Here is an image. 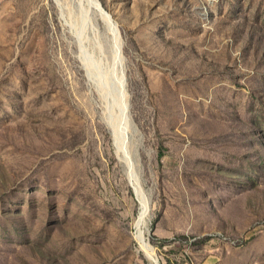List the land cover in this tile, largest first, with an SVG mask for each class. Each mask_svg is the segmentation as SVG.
Here are the masks:
<instances>
[{"label":"rangeland","instance_id":"obj_1","mask_svg":"<svg viewBox=\"0 0 264 264\" xmlns=\"http://www.w3.org/2000/svg\"><path fill=\"white\" fill-rule=\"evenodd\" d=\"M80 1L0 0V264H264V0Z\"/></svg>","mask_w":264,"mask_h":264},{"label":"bare ground","instance_id":"obj_2","mask_svg":"<svg viewBox=\"0 0 264 264\" xmlns=\"http://www.w3.org/2000/svg\"><path fill=\"white\" fill-rule=\"evenodd\" d=\"M85 1V3L90 7V8H95V10H96V12L98 11L99 12V14L101 15V17L103 18V19H105V20H107L110 24H109V28H111L112 30H116V28H115V26H114V24L110 21V18L109 17H107L104 13H103V11H102V9H101V6H100V3L98 2V1H96V0H84ZM80 2H82L83 3V0H81ZM105 12V11H104ZM85 20H87V19H85ZM116 32V31H115ZM116 41V40H115ZM118 43V42H117ZM119 44V43H118ZM117 44V45H118ZM115 67V66H114ZM118 90V89H117ZM125 107H127V106H125ZM122 118H124V117H122ZM126 119V118H125ZM128 119V118H127ZM139 183V182H138ZM141 240V242H142V247H143V249L147 252V254H148V256H149V258L150 259H152V260H156V258H155V256H154V253H153V251L148 247V245H147V242L144 240V239H140ZM146 254V255H147ZM157 261V260H156Z\"/></svg>","mask_w":264,"mask_h":264}]
</instances>
